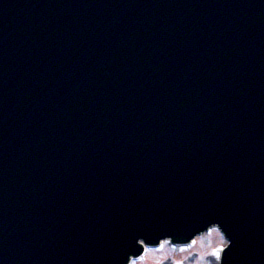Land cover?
Returning <instances> with one entry per match:
<instances>
[{
	"label": "water",
	"instance_id": "water-1",
	"mask_svg": "<svg viewBox=\"0 0 264 264\" xmlns=\"http://www.w3.org/2000/svg\"><path fill=\"white\" fill-rule=\"evenodd\" d=\"M8 1H0V169L3 168L0 173V264H12L11 261L22 254L39 256L37 251L46 242L49 248L46 245L41 253L47 252L51 258L45 256L41 264L116 262L105 244L96 249L101 245L99 240L107 235L98 227L102 228L109 219L101 211L109 203L102 200L91 183L92 180L101 181L96 173L99 162L100 166L122 177V190L146 194V198L158 207L150 212L147 223L140 222L139 233H135L136 223L127 220L128 227L120 220L123 219L120 215V221L113 225L119 226L128 237H156L178 231L185 234L190 229L203 228L211 219L210 222L219 221L223 225L234 243L225 264H264V257L252 256L261 249L260 244H264V237L259 235H264V189H259L262 210L255 208L254 211L249 208L244 193L249 187L233 185L234 175L239 173L247 176L244 181L263 184L260 175H254L249 171L252 167L240 160L232 165L227 156L229 152L218 150L216 158L209 157L213 161L207 167L211 171L207 182L193 172L184 176L177 168L171 171L175 184L168 179L165 181L155 173L161 162L162 167L168 163L171 153L159 148L165 146L159 145L161 142L155 138L162 137L167 127L162 124L148 126L149 120L159 115L158 106L151 100L141 103L143 95L139 96L146 92L145 86L153 79H160L167 88L175 82L181 84L179 72L183 71L181 63L186 57L179 45L174 44L175 36L171 35L177 32L173 25L166 26L163 22L164 15L169 13V1L172 6L168 8H173L171 16L187 12L190 17L186 23L179 20L177 23L186 28L189 21H193L199 28L189 25L188 33L180 30L181 36L189 37V33L198 30L200 37L214 38L208 52L215 53L218 50L213 49L219 46L217 35L230 28L223 19L233 18V15L240 28L237 33L235 26L232 34L239 36L237 46L245 50V45H253L254 51L260 46L264 51V0H133L131 5H128L130 0H123L122 4L133 5L134 10L129 13L127 8L116 5V0H52L48 18L41 21L39 29L32 28L37 35L35 51L29 56L34 61L30 67L20 58L19 64L13 67L19 57L14 53L21 43L16 44L14 51L7 48L11 40H24L28 28L37 25L39 14L49 0ZM98 3L105 5L118 23L105 20L106 24L100 23L103 19L97 17ZM72 17L81 29L77 51L71 49L77 44L74 45L77 37L71 33L73 29L69 31ZM95 18L97 23H94ZM53 23L57 29L50 28ZM92 28L93 34L113 31L115 37L112 39L110 33L94 37ZM51 29L53 38L57 30L61 32L55 41L46 38ZM252 38L253 41L245 43L244 39ZM172 46L176 47L175 51L170 49ZM225 48L229 51L216 61L232 63L236 73L246 81L247 71L251 72L245 69L244 62L248 58L242 57L241 62L237 55L229 53L230 46ZM64 53L67 57L62 58ZM71 53L73 58L69 57ZM114 56L118 59L113 62L111 57ZM203 59L206 60L205 55ZM249 60L256 63L254 57ZM261 68L264 71V65ZM261 86L256 87L262 89ZM172 94L175 104L185 99L179 88L173 89ZM253 98L263 101L264 94ZM162 105H168L169 111L177 109L172 102ZM127 123L147 130L145 134L152 136L149 142L135 140L134 136L121 137L122 127ZM222 132L226 139L231 138L230 130ZM143 134L135 133L139 139ZM140 150L148 154L141 161L138 160ZM187 155L191 158L193 153L187 152ZM142 164L150 180L138 178V171L144 168ZM30 165L36 168L34 172H25ZM198 166L204 170L202 164ZM254 171L259 172L258 169ZM10 172L12 176H7ZM194 181H202L206 186L200 182L196 185ZM185 182L191 183L188 194L184 192L188 187ZM165 183L170 187L163 194L161 185ZM84 218L91 220V227H88L90 221H83ZM85 229H90L87 235ZM82 241L86 246L82 247ZM102 251L108 255H100Z\"/></svg>",
	"mask_w": 264,
	"mask_h": 264
},
{
	"label": "clouds",
	"instance_id": "clouds-1",
	"mask_svg": "<svg viewBox=\"0 0 264 264\" xmlns=\"http://www.w3.org/2000/svg\"><path fill=\"white\" fill-rule=\"evenodd\" d=\"M205 233H215L219 239L198 242ZM136 245L142 251L129 254L126 264H225L233 241L223 225L214 221L204 228L190 229L179 238L175 233L137 238Z\"/></svg>",
	"mask_w": 264,
	"mask_h": 264
},
{
	"label": "rangeland",
	"instance_id": "rangeland-1",
	"mask_svg": "<svg viewBox=\"0 0 264 264\" xmlns=\"http://www.w3.org/2000/svg\"><path fill=\"white\" fill-rule=\"evenodd\" d=\"M211 237H214L213 239H217V238H218V236H216L215 234H214L213 236H211ZM209 238H210V237H209ZM209 238H205V239H203V240H200L199 242H200V243H204L205 241L208 242ZM210 239H211V238H210ZM213 239H212V240H213ZM218 239H219V238H218Z\"/></svg>",
	"mask_w": 264,
	"mask_h": 264
},
{
	"label": "snow or ice",
	"instance_id": "snow-or-ice-1",
	"mask_svg": "<svg viewBox=\"0 0 264 264\" xmlns=\"http://www.w3.org/2000/svg\"><path fill=\"white\" fill-rule=\"evenodd\" d=\"M214 231H217L216 229H214ZM226 255V254H225Z\"/></svg>",
	"mask_w": 264,
	"mask_h": 264
}]
</instances>
